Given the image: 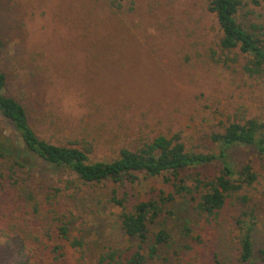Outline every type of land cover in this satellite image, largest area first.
Segmentation results:
<instances>
[{
    "label": "rangeland",
    "instance_id": "374dc122",
    "mask_svg": "<svg viewBox=\"0 0 264 264\" xmlns=\"http://www.w3.org/2000/svg\"><path fill=\"white\" fill-rule=\"evenodd\" d=\"M241 1L238 22L264 27V0ZM207 5L208 0H0V70L7 76V94L35 111L34 117L52 111L55 117L38 121L44 134L38 133L56 143H88L91 162L111 161L122 148L134 150L177 133L188 147L209 149L210 133L230 115L264 121V73L250 77L248 58L239 49L220 48L222 31ZM11 132L0 116V135ZM232 155L237 165L250 163L258 174L243 192L249 202H228L212 225L196 204L170 203L173 214H164L151 230L165 227L172 241L149 264H236L234 224L246 210L256 217L259 259L264 159L241 145ZM33 167L24 178L35 201L0 188V264H99L110 247L132 253L138 242L122 232L120 209L109 202L112 192L128 196L132 206L153 197L154 190H169L163 177L85 185L68 167L40 160ZM217 170L199 167L182 176L191 185L197 173L212 177ZM69 180L77 184L76 194L64 190L49 204L46 197ZM67 208L70 235L85 244L78 250L59 237Z\"/></svg>",
    "mask_w": 264,
    "mask_h": 264
},
{
    "label": "trees",
    "instance_id": "16d2710c",
    "mask_svg": "<svg viewBox=\"0 0 264 264\" xmlns=\"http://www.w3.org/2000/svg\"><path fill=\"white\" fill-rule=\"evenodd\" d=\"M241 4V0H208L207 8L216 16L222 31L220 48L226 51L239 49L248 58L246 72L250 77L259 79L264 73V27L240 24L237 14ZM2 47L0 35V50ZM7 88V76L0 70V116L9 122L12 131L10 137L0 135L2 190L11 189L26 201H35L36 194L24 177L26 174L31 175L28 170H32L38 160L51 167H68L85 185L102 184L105 181L120 185L125 182L134 184L140 180L141 175L144 178L163 177L162 183L168 184L169 190H154L153 197L139 198L132 206L128 205V196L120 197L117 190L112 192L109 202L120 209L122 232L138 243L132 253L123 248H108L100 255L99 264H149L160 258L162 249L172 241L171 232L165 227L160 226L154 232L151 230V226L157 224L164 214H173V211H168L170 203L182 200L196 204V210L212 225L221 219L228 202L246 205L249 197L243 195V192L246 187L258 181V174L252 164L237 165L232 149L240 145L247 146L264 159L262 120L230 115L210 133L212 147L202 151L188 147L180 133H177L171 137L161 135L134 150L122 148L119 156L111 161L91 162L93 149L88 143L77 145V140L56 143L42 137L38 133V130H43L38 121L47 122L49 117H55L53 112L34 117L32 113L35 111L8 95ZM208 166L218 168L212 177L197 173L190 185L188 175L182 176L186 170ZM62 189H53V194L46 197L49 204L53 205V200L64 190L76 194L77 184L69 180ZM35 208L38 209L37 205ZM66 211L69 213L59 219V237L71 247L81 249L85 245L84 241L71 237L69 215L73 218L72 211L70 208ZM255 230L254 212L244 211L234 224L239 245L236 264H264V250L260 251L259 259L255 258ZM185 231L187 236H191L192 230L189 227ZM191 238L196 241L201 239L200 236Z\"/></svg>",
    "mask_w": 264,
    "mask_h": 264
}]
</instances>
